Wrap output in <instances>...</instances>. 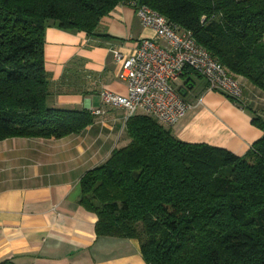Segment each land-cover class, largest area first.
I'll return each mask as SVG.
<instances>
[{"label": "trees", "instance_id": "trees-1", "mask_svg": "<svg viewBox=\"0 0 264 264\" xmlns=\"http://www.w3.org/2000/svg\"><path fill=\"white\" fill-rule=\"evenodd\" d=\"M119 4L159 12L264 91V0H0V140L59 139L93 123L89 111L47 105L44 33L93 34ZM252 121L262 136L238 156L128 117L126 145L80 179L96 235L136 239L147 264H264V120Z\"/></svg>", "mask_w": 264, "mask_h": 264}, {"label": "crops", "instance_id": "crops-1", "mask_svg": "<svg viewBox=\"0 0 264 264\" xmlns=\"http://www.w3.org/2000/svg\"><path fill=\"white\" fill-rule=\"evenodd\" d=\"M152 36L129 4L103 16L93 34L45 29L47 105L103 113L92 114L93 123L63 138L0 140V264H147L136 239L96 235L97 216L80 203V179L121 140L128 142L123 132L129 111L101 101L103 90L121 95L127 90L113 50L130 54ZM237 79L242 96L235 102L208 90L203 77L185 68L174 88L190 107L177 124L164 126L181 141L244 155L262 136L252 118L264 120V91Z\"/></svg>", "mask_w": 264, "mask_h": 264}, {"label": "built area", "instance_id": "built-area-1", "mask_svg": "<svg viewBox=\"0 0 264 264\" xmlns=\"http://www.w3.org/2000/svg\"><path fill=\"white\" fill-rule=\"evenodd\" d=\"M134 9L140 25L150 29L153 36L142 38L130 54L113 50L117 76L125 80L127 90L122 95L103 90L104 105L125 108L130 115L142 110L159 123L172 127L190 107L174 88L185 68L203 77L208 90L225 94L235 102L240 100L239 80L198 45L190 31L178 29L148 6L136 5ZM102 113V110L92 111L94 115Z\"/></svg>", "mask_w": 264, "mask_h": 264}, {"label": "rangeland", "instance_id": "rangeland-1", "mask_svg": "<svg viewBox=\"0 0 264 264\" xmlns=\"http://www.w3.org/2000/svg\"><path fill=\"white\" fill-rule=\"evenodd\" d=\"M124 145H126V144H124L123 140H121V142H120V144H119V147H122V146H124Z\"/></svg>", "mask_w": 264, "mask_h": 264}]
</instances>
